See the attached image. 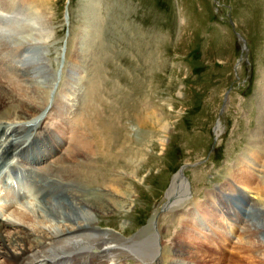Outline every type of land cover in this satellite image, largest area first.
Segmentation results:
<instances>
[{"label": "rangeland", "instance_id": "1", "mask_svg": "<svg viewBox=\"0 0 264 264\" xmlns=\"http://www.w3.org/2000/svg\"><path fill=\"white\" fill-rule=\"evenodd\" d=\"M3 36L13 50L2 56L46 83L42 125L61 128L65 146L75 130L93 149L109 145L108 163L97 159L104 170L136 155L147 160L128 213L99 221L136 237L127 264H148L151 234L156 264H170L175 245L189 243L181 236L188 229L209 247L190 243L197 254L224 259L182 264H264V246L244 244L264 242V0H0ZM149 106L158 123L140 128ZM179 171L186 197L166 207ZM18 199L22 205L30 196ZM242 209L258 231L227 219L241 221Z\"/></svg>", "mask_w": 264, "mask_h": 264}, {"label": "bare ground", "instance_id": "2", "mask_svg": "<svg viewBox=\"0 0 264 264\" xmlns=\"http://www.w3.org/2000/svg\"><path fill=\"white\" fill-rule=\"evenodd\" d=\"M9 42L4 36L0 39V92L6 93V96H0V165H4L0 171V182L8 186L7 198L11 200L5 201L3 198L0 200V264H127V261L133 258L131 245L136 241V237L128 239L119 237L118 234L122 236L121 232L126 228L118 226L119 230L116 234L101 229L99 221L103 222L104 217L112 216L119 211L123 214L128 213L137 198L133 182L140 181V172L147 160H143L142 155H136L115 171L104 170L97 159H103L104 164L108 163L110 156L106 146L109 145L98 141L93 149L91 142L85 141L83 139L85 137H81V134H75L72 128L69 143L65 146L61 128L59 130L53 128L50 133L51 127L49 129L42 125L45 115L42 107L48 93L45 91L46 83L37 81L28 66L21 69L5 55L2 56L9 52L11 48ZM12 78L19 80L20 83L17 81L13 83ZM149 109L151 110L149 114L146 113L142 117L143 120L137 123L140 128L150 126L151 129L158 123V119L153 118L154 108L149 106ZM150 141L152 139L145 142V146L141 147L142 151L147 145L151 146ZM72 152L77 153L73 156ZM91 155L95 156L94 160L90 159ZM239 162L242 164V161ZM19 164L27 165L28 170H24L25 167ZM243 166L245 165H241V168L244 170L246 167ZM24 172L29 175L28 181L26 182L25 179L16 181L20 176L25 175ZM181 172L183 171H179L172 178L166 193L168 199L166 207L174 203L178 206L186 197L188 187ZM115 179L121 182L113 184ZM23 184L29 185L34 196L22 205L19 203L15 205V201L12 200L19 196H15L14 192L17 189L22 190ZM118 184L121 185L116 186ZM238 185L243 186V182ZM107 192L108 194L111 192L113 197L111 195L108 197ZM214 203L217 204L218 201L214 200ZM208 205L209 202L205 206ZM224 207L229 209L230 212L226 211L228 215L231 213L235 216L238 213L235 207V210L229 205ZM85 210L91 215L85 213ZM244 211L242 213L244 218L241 221L237 220L238 217L227 219L233 223H236L235 221L244 223L242 225L248 226L250 230L258 231L260 228L256 226L253 228L251 221L246 220L245 215L248 213ZM205 213L209 212L205 210ZM248 216L249 214L247 218ZM230 224L232 229L236 226ZM181 236L189 243L175 245L173 249L175 257L170 264H182L194 257L217 261L218 258L224 259L223 256L197 254L199 251L190 243L194 245L197 242L202 250L209 247L206 246L207 244H199V237L194 236L190 229L182 232ZM69 237L73 239L69 240ZM144 237L150 244L147 260L144 261L148 264L152 262L156 264L159 252L158 237L154 234ZM245 243L250 248L264 246L263 241L256 239ZM80 244L83 248L78 247ZM211 250L215 253L213 249Z\"/></svg>", "mask_w": 264, "mask_h": 264}, {"label": "water", "instance_id": "3", "mask_svg": "<svg viewBox=\"0 0 264 264\" xmlns=\"http://www.w3.org/2000/svg\"><path fill=\"white\" fill-rule=\"evenodd\" d=\"M235 35H236L238 41H243V40L239 37V35H237V34H235Z\"/></svg>", "mask_w": 264, "mask_h": 264}]
</instances>
